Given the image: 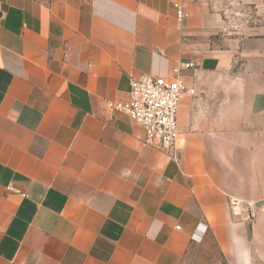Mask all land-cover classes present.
I'll use <instances>...</instances> for the list:
<instances>
[{
    "label": "crops",
    "instance_id": "1",
    "mask_svg": "<svg viewBox=\"0 0 264 264\" xmlns=\"http://www.w3.org/2000/svg\"><path fill=\"white\" fill-rule=\"evenodd\" d=\"M177 63L178 140L145 146L105 101ZM206 230L264 264V0L233 26L206 0H0V264H179Z\"/></svg>",
    "mask_w": 264,
    "mask_h": 264
},
{
    "label": "built area",
    "instance_id": "2",
    "mask_svg": "<svg viewBox=\"0 0 264 264\" xmlns=\"http://www.w3.org/2000/svg\"><path fill=\"white\" fill-rule=\"evenodd\" d=\"M188 16L184 7L177 10L179 24ZM193 64L177 63L166 77L150 74H129V91L127 98L119 101H105V109L110 113H122L129 120L144 130L143 144L161 150L174 149L179 137L177 115L179 102L184 93L192 94L180 77L182 70ZM7 191L20 193L10 187ZM229 207L233 217L246 222L254 220L256 207L252 202L230 199Z\"/></svg>",
    "mask_w": 264,
    "mask_h": 264
},
{
    "label": "rangeland",
    "instance_id": "3",
    "mask_svg": "<svg viewBox=\"0 0 264 264\" xmlns=\"http://www.w3.org/2000/svg\"><path fill=\"white\" fill-rule=\"evenodd\" d=\"M211 6L218 10L227 12L229 26H233V0H206ZM243 28L247 25L245 20L237 21ZM253 221V220H252ZM250 221L249 223H252ZM179 264H228L220 253L211 234L206 230L203 235L194 238L187 253Z\"/></svg>",
    "mask_w": 264,
    "mask_h": 264
}]
</instances>
